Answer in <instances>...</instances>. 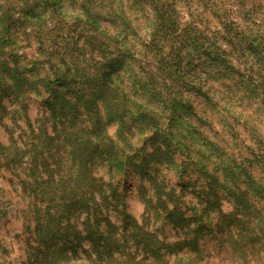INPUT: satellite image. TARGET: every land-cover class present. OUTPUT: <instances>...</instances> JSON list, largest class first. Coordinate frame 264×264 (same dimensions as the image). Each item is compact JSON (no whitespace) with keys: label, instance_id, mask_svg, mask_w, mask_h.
<instances>
[{"label":"trees","instance_id":"trees-1","mask_svg":"<svg viewBox=\"0 0 264 264\" xmlns=\"http://www.w3.org/2000/svg\"><path fill=\"white\" fill-rule=\"evenodd\" d=\"M21 2L23 7L8 0L0 5V47L3 50L9 45L13 31L20 27L25 36L37 38V50L44 59L38 66L36 62L21 64L15 47H9L8 57H0V113L5 110L18 127V119H25L22 131L16 135L6 126L8 142L0 140V148L9 142L15 144L17 135L21 141L31 136V149L24 150L23 156H6L5 168L12 172L18 167L13 175L18 178L23 195L33 198L26 214L37 221L34 243L48 245L51 252L55 241H83L78 245L81 251L77 258L86 257L93 264H143L145 260L148 264H190L189 257L183 255L188 250L183 245L188 241H194L189 245L192 251L201 253L205 252L202 238L217 239L220 234L228 239L246 230L244 214L255 205L251 195L256 194L258 182L252 177L247 178L248 186L243 189L227 182L234 181L241 171L236 173L225 167L222 180L210 173L213 178L201 188L205 197L199 192V203L189 205L183 199L184 192H179L185 184L173 185L160 174V165L166 164L182 167L184 173L189 170V161L181 157L188 147L183 140L185 135L174 129L176 109L184 106L177 92L178 83L187 72L182 62L188 53L183 50L192 44L195 49L206 48V41L200 40L202 32L190 26L181 27L165 10L158 16V38L154 36L137 50L134 44L129 47L128 36L122 42L108 35L118 30L115 21L111 31L101 29L104 14L100 13L87 23L71 25L74 31L78 26L84 27V35H80L84 40L70 43V30L63 35L64 30L39 23V13L35 11L39 3ZM158 9L159 6L152 9L153 13ZM225 31L229 40L232 35ZM47 32L48 38L43 36ZM219 48L213 61L226 62L223 56L228 48ZM44 63L47 65L42 66ZM34 66L38 68L34 70ZM137 88L143 94L152 91L153 98L160 100L153 105L150 99L136 98ZM254 88L258 90L256 85ZM33 93L40 96L48 109L47 115L44 112L34 121L25 102ZM167 94L175 95L178 104L170 103ZM6 97L12 99V109L2 106ZM48 121L52 133L48 131ZM112 123L117 124L113 135L108 131ZM134 130L141 135L152 134L142 140V147L132 151L123 133L134 140ZM147 145L151 151L146 149ZM101 164L107 167L108 179L96 174L95 168ZM133 168L147 180L139 185L145 203L141 220L128 211L121 183L113 180L128 176ZM224 199L232 203V211L221 210ZM199 204L203 205L202 213ZM208 209L216 210L215 222L204 223L203 212ZM160 218L177 230L175 238L182 236V243L173 244L151 229L150 224ZM28 240L33 242L32 237ZM176 249H181L179 255ZM138 252L143 253L141 258H137Z\"/></svg>","mask_w":264,"mask_h":264},{"label":"rangeland","instance_id":"rangeland-1","mask_svg":"<svg viewBox=\"0 0 264 264\" xmlns=\"http://www.w3.org/2000/svg\"><path fill=\"white\" fill-rule=\"evenodd\" d=\"M204 11L206 13L210 11L207 4L204 7ZM228 19V14L226 12L224 16L221 17L218 11H211L210 16L207 18V22L201 21L203 30L201 31L202 36L200 40L206 41V48L197 46L196 48L198 49H195V44H192L183 50L188 53L185 60L182 62L187 72L185 77L178 83L179 91L177 92V96L181 99L184 106H178L176 109L175 123L177 125H175L174 129H179L181 135L182 133L185 135L183 140L188 147L184 148L185 154L181 157L189 161L190 164L187 166L189 170L187 173H184L182 167L175 168L173 164H166L160 165V174L165 176L173 185H177V183L185 184L186 187L183 188V190L179 187L178 189H180V193L184 192L183 199L189 205L199 203L197 202L199 198L196 195L199 192L202 193V186H205L206 181H211L213 178L209 176V174L212 173L222 180L224 179L223 173L225 167L228 166L236 173L241 171L234 181L227 179V182L231 185L234 183L235 185L238 184L239 187L243 189L247 188V178L249 176L252 177L254 181L264 183V155H257V153L251 149L241 151L239 149V143H234L239 140L240 136L239 118L237 117L234 120L237 127L232 128L230 125L226 126V118L221 114V101L223 100V93L221 90L225 89L227 85H233V82H235L234 86L236 88V93H239L241 88H243L245 92V97H241V101L245 98L249 101H253L259 99L261 94H264V38L256 37L251 41H248L247 38L240 40L239 33L235 32L233 29V23H235V21H230ZM112 22H109L108 18L104 16L100 20L101 29L106 32L111 31ZM213 22L216 24L215 31H212L210 27ZM56 27L59 31L64 30V32H62L63 35H67V31L70 30L69 37H72L69 40L70 43H81L84 40V38H80V35L83 34L84 27L81 28L78 26L77 31H74L71 26L68 28L61 26ZM19 29L21 28L17 27L13 31V36L9 39L11 43L4 46V49L15 47L20 55L19 60L21 64H32L36 62L38 66L40 63L39 61H42L44 56L43 53L37 50V38L30 35L25 36ZM225 29L229 30L232 35L229 37V40L225 38ZM219 30L221 32H219ZM206 33H210V35ZM44 35L48 38L50 32L46 34L43 33V36ZM21 40L24 41L23 44L17 47V42ZM134 45L137 50L141 47V45H139V47H137L136 44ZM219 46L228 48V53L223 56L227 59L226 62L221 63L213 61L215 57L214 54H217L220 50ZM250 46H254V49H249ZM0 49V57H8V51L2 50L1 47ZM138 55L140 58V54ZM37 57H39V59H37ZM252 57H256L254 63ZM43 65L46 66L47 64L44 63L42 66ZM37 66H34V70L38 68ZM245 73H248V75L246 76ZM255 85L258 90H255ZM126 87H130L127 82ZM32 91H30V93ZM136 91V98L141 100L150 99L153 105L156 104L155 101L158 103L160 100L158 97L153 98L154 93L152 91H148L145 94H143L139 88H137ZM236 93H233L234 98ZM34 95L33 93V98L31 97L25 100L27 103V113L33 121L37 117L43 115L44 112L48 111L45 102L39 99L40 96ZM175 98V95H168L169 102L177 105L178 99ZM262 103H264V101H262ZM212 104H215V108L211 106ZM2 106L6 109H12L14 107L12 99L6 97L2 101ZM249 107H251V104H249ZM47 114L48 112L45 115ZM0 116V140L7 143L9 132L6 130V126L14 131L11 125L15 124H13L11 119L5 122V118L10 116L5 110H2ZM18 121L20 127L15 125L17 133L22 131L21 127L24 125L25 119L21 117ZM108 126L109 133L113 135L117 124L112 123ZM184 128L186 130H184ZM48 131L50 133L53 132L51 121H48ZM261 147H264V145H261ZM146 149L149 150L150 147L147 145ZM194 161L198 163L195 164L193 163ZM5 166V163L0 165V167L6 169ZM106 168L107 167L103 164L97 165L95 168L96 174L108 179ZM6 170L8 171V169ZM124 177V175H121L113 180L116 182L120 181L121 183L120 187L125 193L128 211L141 220L145 203L141 199L139 185L147 182V180L141 177L139 171L134 168L130 170L128 176ZM5 179L7 180V184L13 186L12 190L15 191L14 181L8 177H5ZM124 181L126 182L124 183ZM250 190L252 189L250 188ZM21 192V200L24 204L22 208H0V239L5 238L14 230L17 232V236H19L21 232L28 234V237H32V235L35 234L37 221L26 214L28 205L33 198L31 197L29 199L24 196L22 188ZM202 195L205 197L204 193H202ZM258 195L261 199H264V192H258L256 190V194L251 195L255 205L258 203ZM8 203L11 204V200H9ZM200 205L201 204L197 206ZM202 206H200L199 213H202ZM220 208L222 211L230 212L233 210V205L224 199L221 202ZM203 219L204 223L215 222L216 210L208 209L204 211ZM150 225L151 229H153L160 238H166L168 240H173L175 238L177 230L164 218H160ZM217 237H220V234H218ZM201 242L204 244L203 247L210 262L212 251L209 250H214L217 239H207L204 237L201 239ZM142 256V252L137 253V258H141ZM143 264H148V261L145 260Z\"/></svg>","mask_w":264,"mask_h":264},{"label":"clouds","instance_id":"clouds-1","mask_svg":"<svg viewBox=\"0 0 264 264\" xmlns=\"http://www.w3.org/2000/svg\"><path fill=\"white\" fill-rule=\"evenodd\" d=\"M8 2L19 7L24 6L21 0H8ZM5 3L6 0H0V5ZM29 3H39L40 7L35 11L39 13V23L46 24L47 27L68 28L78 22L87 23L91 18H96L98 14L103 13L109 22L115 21L118 26L117 31L110 32L108 35L117 37L122 42L124 37L128 36L131 42L129 47L131 44H136L139 47L140 44L149 42L154 36L158 38V16L165 10L180 23L181 27L190 26L198 31L203 30L201 21L206 23L211 11H218L221 17L226 12L229 20L235 21L233 29L239 33L240 40L247 38L248 41H251L256 37L264 38V0H211V2L210 0H29ZM206 4L210 10L207 13L204 11ZM157 6H159L158 11L153 13L152 9ZM173 9L176 10L175 13ZM128 25H131V28ZM210 27L212 31H215V22ZM29 31L31 32L33 29L29 28ZM206 34L210 35V33ZM23 42V40L18 41L17 47ZM120 47L123 48V44ZM9 50L8 48L4 49L6 52ZM255 59L256 57H252L253 63ZM245 75L247 76L248 73ZM234 85L235 82L221 90L223 93L221 114L226 118V126L237 127L234 120L238 117L240 136L239 140L234 143H239L241 151L251 149L257 155H264V147H261L264 145V103H262L264 94L253 101L246 98L241 101V97H245V92L241 88L239 93H236ZM233 93H236L235 98ZM211 106L215 108V104ZM163 115L161 113V116ZM10 119L11 116L6 117L5 122ZM11 127L16 135L15 125H11ZM151 134V132H146L141 135L139 131H135L133 140L127 133H123L128 137L132 151L142 147V140ZM113 139L116 138L113 137ZM121 146L123 147V145ZM17 149L20 151L17 152ZM28 149H31V136H25L21 141L17 135L15 144L9 142L0 148V165L5 163L6 156H23L24 150ZM125 150L127 151V149ZM18 170V167H14L12 172H8L0 167V190H2L0 191V202H2L0 208L19 209L24 206L21 200L22 192L19 180L13 175ZM5 177L14 181L15 191L12 190L13 186L7 184ZM23 178L21 175L20 179ZM255 190L264 192V183L256 182ZM9 200H11V204L8 203ZM257 201L258 203L251 207L250 213L244 214L246 230L239 231L238 234H233L228 239L217 237L214 250H209L212 251L210 264H264V224H261V220H264V199L258 195ZM36 238V234H33V242L30 244L28 234L21 232L17 236V232L14 230L5 238L0 239V264H93V261L86 257L77 258L76 254L81 251L78 245L84 243L83 241L58 240L52 243L50 252L48 245L34 243ZM182 241L183 237L178 236L171 242L180 244ZM192 243L194 241H188L183 245L185 249H188L183 252V255L189 257L190 264H202V262L209 264L204 250H201L203 253L201 254L189 248ZM176 252L179 255L181 249H176ZM46 256L49 259L46 260Z\"/></svg>","mask_w":264,"mask_h":264}]
</instances>
